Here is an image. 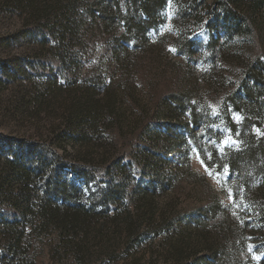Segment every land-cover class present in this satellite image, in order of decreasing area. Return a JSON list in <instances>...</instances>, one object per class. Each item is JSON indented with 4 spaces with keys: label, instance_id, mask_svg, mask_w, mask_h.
I'll return each mask as SVG.
<instances>
[{
    "label": "rangeland",
    "instance_id": "obj_1",
    "mask_svg": "<svg viewBox=\"0 0 264 264\" xmlns=\"http://www.w3.org/2000/svg\"><path fill=\"white\" fill-rule=\"evenodd\" d=\"M18 1L26 3L0 0V264L264 260V222L258 218L264 189H238L226 172L214 166L207 171L181 127L164 135L171 119L165 98L188 94L191 100L194 84L207 97L217 79L240 71L243 48L257 51L258 45L248 47L215 23L223 12L219 0H168L157 26L145 33L148 45L132 40L136 48L128 49L137 60H125L126 72L124 59L100 42L78 55L77 48L57 45L56 36L27 40L22 34L32 22ZM44 15L43 34L58 32L67 19L56 8ZM183 40L191 43L190 52L173 48ZM68 68L77 70L75 77L66 78ZM231 118L240 122L235 112ZM254 130L264 138V127ZM34 159L46 162L42 184L62 186L70 197L63 205L50 199L45 214L35 207L33 192L31 202L18 197L17 171ZM150 185L154 192L145 199L143 188ZM122 187L125 204L119 206L108 196ZM215 202L221 207L216 218L197 225ZM105 208L106 218L92 216Z\"/></svg>",
    "mask_w": 264,
    "mask_h": 264
},
{
    "label": "trees",
    "instance_id": "obj_2",
    "mask_svg": "<svg viewBox=\"0 0 264 264\" xmlns=\"http://www.w3.org/2000/svg\"><path fill=\"white\" fill-rule=\"evenodd\" d=\"M25 2L18 1L16 5L26 11L25 14L29 15L28 19L32 22L29 30L22 34L27 40L36 43L39 38L56 36L57 45L77 48L78 55L89 53L100 42L101 48H107L112 57L124 59L123 68L126 72L130 65H126L125 60H133L136 54L135 50L128 49L136 48L132 40L139 39L143 46L148 45L145 33L157 26L158 15L165 10L168 0H54L53 4H49V0ZM219 2L223 12L214 18L215 23L220 22L227 33H236L239 40L248 47L258 45L257 51L254 48H243L238 54L241 60L240 71L233 73L235 75L230 78L217 79L209 88L211 94L207 97L199 95L197 84H194L191 86V100L188 94H171L165 98V112L171 119L164 126V135H172L174 128L181 127L191 134V145L207 171L214 166L218 171L226 172L230 180L234 179L238 189H246L250 184L264 189V138L259 137L254 130L264 127V0ZM230 5L234 8H230ZM55 8L67 19L61 23L58 32L49 30L43 34L44 29L47 30L44 27V14ZM156 44L158 48L165 46L160 40ZM173 48L190 52L191 43L176 41ZM61 63L64 62L61 60ZM76 71L75 68H68L64 75L71 79L75 77ZM57 77L56 74L50 76L52 85L57 83ZM213 87L221 92L214 94ZM233 112L239 115V123L232 120ZM182 113H187L184 120L177 118ZM176 137L183 139L182 135ZM202 137L207 139L204 144L200 142ZM226 138L232 141L231 146H223ZM45 169L46 162L34 159L30 166H22L16 174L18 182L22 183L18 194L20 202H29L33 192L38 202L34 205L42 214L48 211L50 199L61 205L70 199L62 186L53 188L49 181L42 184L47 174ZM31 179L35 180L32 182L34 190L28 185ZM124 190L123 187L122 190L114 188L108 199L116 205H124ZM143 191L145 198L148 193L154 192V186H147ZM233 191L236 193V189ZM108 199H104V206L109 204ZM220 208L217 202L212 203L202 212V218L199 215L195 219L196 224L201 226L207 219H215ZM127 209L124 206L123 210L129 213ZM258 209V218L264 222V204H259ZM107 214L105 208L103 214L94 213L92 216L106 218ZM258 264H264V260Z\"/></svg>",
    "mask_w": 264,
    "mask_h": 264
}]
</instances>
